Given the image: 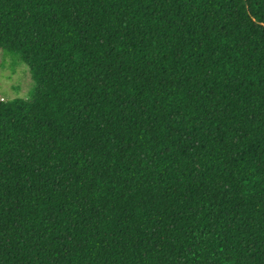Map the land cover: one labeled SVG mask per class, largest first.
Listing matches in <instances>:
<instances>
[{"label": "trees", "instance_id": "16d2710c", "mask_svg": "<svg viewBox=\"0 0 264 264\" xmlns=\"http://www.w3.org/2000/svg\"><path fill=\"white\" fill-rule=\"evenodd\" d=\"M0 51V264H264V0H0Z\"/></svg>", "mask_w": 264, "mask_h": 264}, {"label": "rangeland", "instance_id": "374dc122", "mask_svg": "<svg viewBox=\"0 0 264 264\" xmlns=\"http://www.w3.org/2000/svg\"><path fill=\"white\" fill-rule=\"evenodd\" d=\"M32 86L28 68L0 51V99H25Z\"/></svg>", "mask_w": 264, "mask_h": 264}, {"label": "built area", "instance_id": "2783aa9c", "mask_svg": "<svg viewBox=\"0 0 264 264\" xmlns=\"http://www.w3.org/2000/svg\"><path fill=\"white\" fill-rule=\"evenodd\" d=\"M0 102H3L2 99H0Z\"/></svg>", "mask_w": 264, "mask_h": 264}]
</instances>
